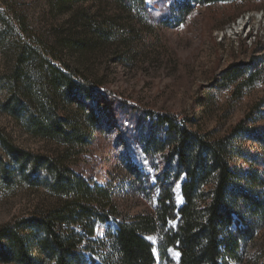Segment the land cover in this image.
I'll use <instances>...</instances> for the list:
<instances>
[{"label":"rangeland","instance_id":"1","mask_svg":"<svg viewBox=\"0 0 264 264\" xmlns=\"http://www.w3.org/2000/svg\"><path fill=\"white\" fill-rule=\"evenodd\" d=\"M9 1L41 40L97 83L93 89L101 92L93 111L98 121L92 131L94 140L79 155L72 147L69 151L74 155L67 160L89 182L109 187L118 207L119 214L96 223L94 235L81 231L85 241L79 252L88 261L100 257L105 249L100 240H111L119 223L152 208L148 181L155 183L160 170L155 171L139 142L142 126L152 121L150 114L188 119L191 129L211 132L212 137L227 135L238 123L264 131V82L252 74L264 66V0L213 5L200 0H144L143 6H124L117 0ZM188 2L194 8L184 13ZM10 32L0 20L2 36ZM9 49L10 44L0 42V76L8 75L14 65L5 55ZM230 65L251 69L240 79L242 85L224 80L223 72ZM37 73L31 74L34 82ZM5 97L0 85V129L16 146L53 157L66 151L64 143L30 134L21 119L2 111ZM59 107L64 118L85 122L77 103ZM244 146L254 155L263 152L260 144L250 140ZM183 181L184 175L174 187L179 207L184 202ZM56 201L43 187L24 182L1 186L0 226L46 210ZM174 227L176 221L166 229ZM259 228L248 241L241 264H264V224ZM146 238L153 244L156 264L179 263L180 253L173 247L168 249V260L161 257V232Z\"/></svg>","mask_w":264,"mask_h":264},{"label":"trees","instance_id":"2","mask_svg":"<svg viewBox=\"0 0 264 264\" xmlns=\"http://www.w3.org/2000/svg\"><path fill=\"white\" fill-rule=\"evenodd\" d=\"M117 1L124 6L144 5V0ZM227 1L200 0L208 5ZM193 8L188 2L182 12ZM0 20L11 31L6 38L0 33V42L10 44L5 55L14 63L8 75L0 76L6 92L1 110L21 119L30 134L67 146L58 157L37 154L16 146L0 129V187L24 182L45 188L57 199L46 210L0 226V262L156 264L153 244L146 235L161 232L163 259H169L168 249L173 247L180 253L178 264H241L248 241L264 224V175H260L264 131L238 123L227 135L212 137L211 132L191 129L188 119L168 113L153 118L150 114L152 121L142 126L139 142L155 171L160 170L155 183L148 181L152 208L119 223L111 240H100L105 248L100 257L88 261L79 252L85 241L81 231L94 235L96 223L119 214L118 207L109 187L89 182L67 160L74 155L69 151L72 147L79 155L93 142L92 131L98 123L93 111L101 92L93 89L97 83L41 40L9 0H0ZM250 70L230 65L222 76L226 83L236 84ZM35 71L37 82L31 79ZM252 74L264 82V66ZM66 102L77 103L85 122L58 112L59 105ZM249 140L262 146V154L246 151ZM131 166L137 170L136 165ZM182 175L184 202L179 207L174 187ZM173 221L176 227L167 230ZM87 248L95 252L93 247Z\"/></svg>","mask_w":264,"mask_h":264}]
</instances>
